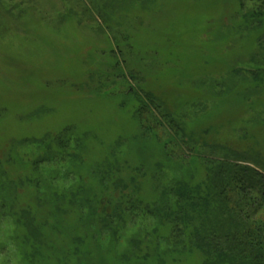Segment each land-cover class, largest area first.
Wrapping results in <instances>:
<instances>
[{
    "label": "trees",
    "instance_id": "trees-1",
    "mask_svg": "<svg viewBox=\"0 0 264 264\" xmlns=\"http://www.w3.org/2000/svg\"><path fill=\"white\" fill-rule=\"evenodd\" d=\"M164 1L0 0V36L9 45L20 38L25 53L36 37L33 29L51 26L64 33L73 25L82 39L88 35L81 30L90 31L81 42L88 47L78 48L74 63L55 64L45 87L70 103L108 105L122 114L121 126L110 135L90 126L76 129L70 117L31 138L6 134L1 115L9 125L12 117L30 124L38 114H56L55 102L44 106L43 96L39 105L30 101L15 114L0 101V222L10 219V239L20 236L28 246L20 264H61L70 255L75 264H264V152L254 151L257 143L248 148L208 139L209 129L185 114L202 99L175 104L157 90L160 78L168 76L152 64L174 66L183 54L171 47L167 29H147L152 4ZM232 4L231 16L240 19L243 31L238 35L256 40L260 49L252 60L262 62L264 0ZM184 69L172 72L173 84L185 83L198 94L204 79L215 87L216 73ZM232 69L225 68L227 89L240 82H234ZM250 71L262 89L264 67ZM229 92L233 103L243 102V90L236 97ZM25 144L38 148L32 155L17 151ZM57 180L68 185L55 187Z\"/></svg>",
    "mask_w": 264,
    "mask_h": 264
},
{
    "label": "rangeland",
    "instance_id": "rangeland-1",
    "mask_svg": "<svg viewBox=\"0 0 264 264\" xmlns=\"http://www.w3.org/2000/svg\"><path fill=\"white\" fill-rule=\"evenodd\" d=\"M230 4L231 0H165L164 3L152 4L153 17L150 19V26L147 29H152L154 33L167 29L166 35L172 39L171 47L176 49L180 47L183 54L181 59L173 60L175 61L174 66L162 61L153 63L151 67L153 71H158L157 69L162 73L165 71L168 76L166 81L160 78L161 83L156 86L166 99L175 104L180 101H186V103L199 101L194 100L197 97L202 99L199 106H187L185 114L209 129L204 136L208 139L217 137L223 141L231 142L235 146L248 148L252 147V143H257L259 145L256 144L254 151L257 149L264 152V87L262 89L255 87L260 81L255 80L253 71H250L256 66L264 67V58H262V62H259L258 59L257 62H253L254 54H259L258 43L248 35H238L243 32L238 31L239 26H237L241 21L234 19L233 15L231 16L233 4ZM246 6H249V1L246 2ZM135 8H132L131 11L133 12ZM46 28L43 29V32L33 29L36 32V37L31 43L28 42L29 45L26 44L28 45L26 53L23 52V49L21 51L24 45L17 36L11 45L6 44L7 40L4 35L0 36V76L6 78V80H2L0 77V101L7 103L8 107L12 106V113L16 114L21 110L20 105L29 104L32 101L33 106H37L39 105L38 99L46 96L48 100L44 106H54L55 102L57 113H50L47 117L44 113L38 114L30 118L33 120L30 124H27L21 117L19 119L12 117L10 125L6 124L5 116L1 115V126H5L6 134L26 133L32 138L39 136L43 131L50 133L49 131L55 128L58 121L69 122L71 117L77 122L74 126L76 129L77 127L90 126V130H94V132L99 130L105 132V135L112 134L118 126H121L122 114L118 116L116 113L110 112L111 107L108 105L95 106L96 109H94L92 105L86 108L84 103H70L67 98L45 87L46 75L49 72L54 73L55 64L74 63L75 53L80 52L78 48L83 51L88 47L87 43L85 46L82 43L89 38L90 31L81 30L88 35L82 39L81 35H77L80 32L73 25L65 27L64 33L56 32L51 26ZM247 41H251L248 45L249 49L246 48ZM49 43H51L50 46ZM254 48L256 51L252 50ZM199 58L204 60L198 61ZM143 62L150 63L148 60ZM231 65H233L232 70L235 75L234 82H240L227 89L224 87L225 79H228L225 68ZM178 68H185L183 71L189 74L216 73L215 76H212L217 81L215 87L209 86V81L204 79L197 85L202 87V89L199 88L200 93L198 94L195 89L184 85L185 83L173 84L171 74ZM169 72L170 74H168ZM35 81L38 82L37 86ZM206 89H213V91H206ZM238 90L244 91L240 96L244 97V100L242 103H233L226 93L230 91L229 93L236 97ZM80 113H84L81 119L78 115ZM56 115L60 117L55 118ZM198 115H202V117L199 119ZM43 116L44 118H42ZM96 139L97 136L94 140ZM37 148L38 144H25L17 146V151L28 152L32 155ZM251 151L254 152L252 149ZM1 160L3 161L4 158ZM56 161L58 162V160ZM58 163L53 162L51 165L55 167L58 166ZM53 184L55 187L68 185L67 182L64 183L61 180L53 181ZM28 188L31 192L35 189L30 184ZM12 215L14 217L15 212ZM12 227L10 219L0 222V243L4 245L0 252V264H20V253H25L28 247L23 245L20 236L16 237L14 242L10 239ZM21 229L22 227H20L19 233L23 234L25 230ZM24 262L27 263L26 258ZM60 263L75 264V258L70 255L68 260Z\"/></svg>",
    "mask_w": 264,
    "mask_h": 264
}]
</instances>
